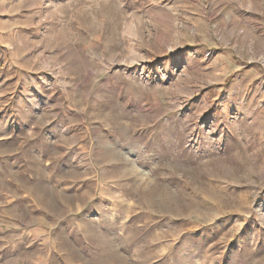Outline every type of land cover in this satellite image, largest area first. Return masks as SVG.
Returning <instances> with one entry per match:
<instances>
[{"label": "rangeland", "instance_id": "rangeland-1", "mask_svg": "<svg viewBox=\"0 0 264 264\" xmlns=\"http://www.w3.org/2000/svg\"><path fill=\"white\" fill-rule=\"evenodd\" d=\"M0 264H264V0H0Z\"/></svg>", "mask_w": 264, "mask_h": 264}]
</instances>
